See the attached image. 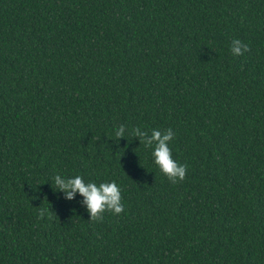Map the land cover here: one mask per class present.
<instances>
[{
  "label": "trees",
  "instance_id": "1",
  "mask_svg": "<svg viewBox=\"0 0 264 264\" xmlns=\"http://www.w3.org/2000/svg\"><path fill=\"white\" fill-rule=\"evenodd\" d=\"M136 127L173 129L182 182ZM0 264H264V0H0Z\"/></svg>",
  "mask_w": 264,
  "mask_h": 264
},
{
  "label": "clouds",
  "instance_id": "2",
  "mask_svg": "<svg viewBox=\"0 0 264 264\" xmlns=\"http://www.w3.org/2000/svg\"><path fill=\"white\" fill-rule=\"evenodd\" d=\"M230 51L233 56H243L250 52L251 48L240 39H233ZM131 135L134 138H139L140 143L145 147L153 149L152 156L155 164L171 183L176 184L186 178L187 165L180 164L173 158L170 142L176 133L172 128L152 129L149 133L136 127L131 130ZM115 136L118 139L126 137V126L119 125L115 130ZM53 181L55 190L63 192L67 200H74L77 194L84 198L83 204L86 205L87 211L90 213V221L102 222L105 212L120 215L125 211L121 188L115 181L97 184L86 182L81 175L64 177L60 174H56ZM47 211V209L41 208L39 218L43 219Z\"/></svg>",
  "mask_w": 264,
  "mask_h": 264
}]
</instances>
